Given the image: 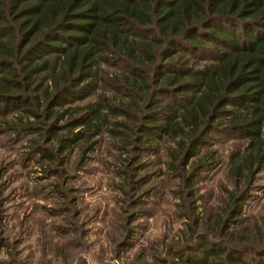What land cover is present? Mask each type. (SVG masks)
Instances as JSON below:
<instances>
[{
	"label": "trees",
	"instance_id": "obj_1",
	"mask_svg": "<svg viewBox=\"0 0 264 264\" xmlns=\"http://www.w3.org/2000/svg\"><path fill=\"white\" fill-rule=\"evenodd\" d=\"M0 121V135L36 134L47 160L43 140L163 151L185 186L213 168L217 139L241 143L224 205L148 264H264V214L244 223L264 172V0H0Z\"/></svg>",
	"mask_w": 264,
	"mask_h": 264
},
{
	"label": "rangeland",
	"instance_id": "obj_2",
	"mask_svg": "<svg viewBox=\"0 0 264 264\" xmlns=\"http://www.w3.org/2000/svg\"><path fill=\"white\" fill-rule=\"evenodd\" d=\"M37 138L0 135V264L165 261L224 205L234 186L229 155L241 144L217 139L205 150L216 152L208 158L213 168L185 186L167 170L163 151L137 159L104 137L93 152L75 145L59 154L54 142L39 140L57 156L47 160L32 152ZM250 191L246 225L264 214V172Z\"/></svg>",
	"mask_w": 264,
	"mask_h": 264
}]
</instances>
